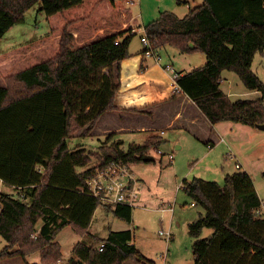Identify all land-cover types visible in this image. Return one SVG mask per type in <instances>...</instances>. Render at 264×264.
<instances>
[{
	"label": "trees",
	"instance_id": "trees-1",
	"mask_svg": "<svg viewBox=\"0 0 264 264\" xmlns=\"http://www.w3.org/2000/svg\"><path fill=\"white\" fill-rule=\"evenodd\" d=\"M127 1L0 0V41L38 3L51 30L44 38L0 54L6 85L0 87V180L19 191L18 197L0 194V236L7 243L0 264H31L28 257L36 253L44 255L41 264L59 262L63 254L56 237L66 226L85 238L74 249L80 262L124 264L133 259L157 264L137 249L132 230L110 231L105 239L90 232L100 206L129 224L133 209L102 205L88 193L87 181L113 162H145L166 141L155 135L125 149L122 141L109 143L115 135L110 134L101 153L94 155L99 163L86 171L93 155L83 147H70L77 121L87 126L84 136H89L110 112L152 117L147 108L115 105L120 64L130 58L131 42L138 35L124 6ZM143 29L142 39H148L157 56L172 47L207 58L201 68L174 73V99L188 96L211 125H264V84L252 70L255 56L264 53V0H203L183 18L164 11ZM146 51L144 47V57ZM130 64L125 63V82ZM146 68L144 60L140 72ZM224 71L237 73L261 98L232 101L221 89ZM151 100L136 95L129 103ZM182 188L202 209L189 225L196 238L195 264H264V217L258 214L263 203L248 173L227 175L223 186L200 178L185 180ZM205 229L211 230L209 237H202Z\"/></svg>",
	"mask_w": 264,
	"mask_h": 264
},
{
	"label": "rangeland",
	"instance_id": "rangeland-1",
	"mask_svg": "<svg viewBox=\"0 0 264 264\" xmlns=\"http://www.w3.org/2000/svg\"><path fill=\"white\" fill-rule=\"evenodd\" d=\"M202 4L203 0H128L124 2L127 15L133 25H138L135 29L144 28L156 20L161 12L170 11L179 18H183L191 9ZM50 32L43 4L38 3L27 12L25 22L9 30L0 41V54L44 38ZM142 35L141 31L138 32L132 40L131 48L141 49L144 46ZM160 54L163 63H171L178 72L188 73L207 63V58L203 53L185 54L172 47L161 50ZM252 70L264 84V53H258L255 56ZM170 73L173 76V73ZM4 86H6L5 81L0 73V87ZM221 89L229 95L232 101L258 100L262 96L259 91L248 90L239 75L232 71H224ZM106 123L107 121H104L102 125ZM234 126L235 130L230 136L233 143L228 136L225 137L226 142L216 148L206 144L207 141L204 139L206 137L202 134L192 133L179 125L169 127L164 130V133L154 132V135H159L166 140L160 153L152 150L150 151L152 161L129 165L141 188L140 200L137 202V207L133 209V222L129 224L122 221L109 212L106 206H100L96 210L90 232L99 239H105L110 231L132 230L137 249L157 264H195L196 238L190 234L189 225L199 217L202 209L181 188L183 181L200 178L215 181L223 186L225 183L223 173L226 176L238 171L248 173L245 169L253 175L252 179L263 203L261 211L264 217V131L242 124ZM86 128L87 126L77 121L70 139L72 149L83 147L93 155L90 166L82 171L99 163V158L94 155L101 153L100 147L109 136V134H102L103 127L98 129V124L89 136H84ZM137 136L136 133H119L114 135L109 143L122 141L123 148L127 149L131 144L138 142L140 138ZM231 150L239 152L241 161L245 163L244 168L236 169L235 164L238 160L235 155L231 156ZM212 151L213 154L206 156ZM2 192L18 197V192L10 186L4 187ZM171 208L173 212L170 211ZM41 225L42 223H39L38 228ZM169 230L174 236L170 243L160 235L161 231ZM210 232L211 230L205 229L202 237H209ZM84 239L73 226L63 228L56 237V241L61 246L63 258L53 264H74V262L85 264L80 262L74 253L76 245ZM6 246L7 243L0 236V253ZM28 262L41 264L45 262L44 255L42 253L30 255ZM7 264H12V262ZM124 264L137 263L132 259Z\"/></svg>",
	"mask_w": 264,
	"mask_h": 264
},
{
	"label": "crops",
	"instance_id": "crops-1",
	"mask_svg": "<svg viewBox=\"0 0 264 264\" xmlns=\"http://www.w3.org/2000/svg\"><path fill=\"white\" fill-rule=\"evenodd\" d=\"M179 2L182 3L181 1ZM140 28L141 27H139L138 29ZM143 50L144 46L141 49H135L131 48L130 45V58L124 60L120 64V88L115 98V105L123 110H129L132 108H147L146 112L151 113L152 117L142 114H133L126 111L107 113L101 118L100 122L98 123V129L103 127L102 134L118 135L119 133L124 132L136 133L138 134L137 138L140 139H138V142L135 144H143L152 136H155L153 134L154 132L161 131L164 133V130L168 129L169 127L179 125L180 127H185L192 133H200L205 136L206 138L204 139L207 141V144H209L213 148H216L223 142L225 143V137L231 136V134L235 130L234 125L236 123L223 122L217 125H211L188 96L180 95L174 99L173 94L177 89V84L174 79V75L172 76L170 72L174 74L178 73V71L174 69V66L171 63H163L162 55L160 54L161 51L158 53L159 60H156L155 58L144 57ZM144 60L147 68L145 69V71L140 72V68ZM128 62H131V64L129 67V71H127L128 79L127 82H125V63ZM164 65L171 67V70H165ZM179 73L184 74L187 72L182 71ZM136 95L145 97L150 96L153 98V100L148 101L142 105L130 104L129 99L136 97ZM104 121H107V123L105 125H102ZM253 129L259 130L258 128ZM162 139L164 140L163 137ZM230 141L231 143H233L231 137ZM231 152L238 160L235 164L236 169L244 168L245 163L241 161L239 152L236 150L234 151L235 153L232 150ZM213 153V151L209 152L208 154H206V156ZM152 160L153 159H150L148 161ZM237 165H239L240 167L238 168ZM245 170L249 175H251V178H253V175L250 174V171L248 169ZM223 176H225L224 178H226L225 173H223ZM6 186L8 185L4 184L0 180L1 193L3 188ZM256 190L258 192L257 188ZM16 191L19 192L18 190ZM262 208L263 207H261V209ZM261 209L260 212H262Z\"/></svg>",
	"mask_w": 264,
	"mask_h": 264
},
{
	"label": "built area",
	"instance_id": "built-area-1",
	"mask_svg": "<svg viewBox=\"0 0 264 264\" xmlns=\"http://www.w3.org/2000/svg\"><path fill=\"white\" fill-rule=\"evenodd\" d=\"M143 34L144 29L140 28L137 32ZM135 32V31H134ZM144 47L147 49L145 55L148 58L159 57L151 49V45L146 37L142 39ZM171 70V67H168ZM178 74H174V79ZM231 156L234 154L230 152ZM238 168L240 167L237 165ZM88 193L90 196L98 199L102 205L112 206H129L134 209L137 207V202L140 198V184L137 178L132 174L129 165L124 162H113L102 170H97L87 181ZM182 188V187H181ZM173 212V208L170 209ZM262 212H258L261 215ZM161 236H164L167 242H172L174 239L171 231H161ZM103 251V247L99 249ZM166 260V257L164 256Z\"/></svg>",
	"mask_w": 264,
	"mask_h": 264
},
{
	"label": "water",
	"instance_id": "water-1",
	"mask_svg": "<svg viewBox=\"0 0 264 264\" xmlns=\"http://www.w3.org/2000/svg\"><path fill=\"white\" fill-rule=\"evenodd\" d=\"M257 128H258L259 130H261V131H264V125H258ZM150 159H152V158H151V157H146V158H145V161H148V160H150ZM74 264H75V262H74Z\"/></svg>",
	"mask_w": 264,
	"mask_h": 264
}]
</instances>
